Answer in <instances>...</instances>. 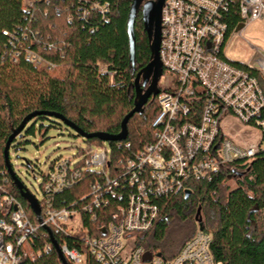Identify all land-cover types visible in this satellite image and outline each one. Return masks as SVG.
<instances>
[{
  "label": "trees",
  "instance_id": "16d2710c",
  "mask_svg": "<svg viewBox=\"0 0 264 264\" xmlns=\"http://www.w3.org/2000/svg\"><path fill=\"white\" fill-rule=\"evenodd\" d=\"M92 2L104 6L103 12L90 7ZM131 2L0 0V184L22 203L33 223H36L35 214L20 196L5 164V143L13 129L33 112L37 114L24 126L23 130L32 121L25 133L32 132L37 120L40 126L44 120L63 123L49 113L63 116L85 133L116 135L120 132L122 119L133 108L135 74L151 59V40L143 27L139 7L133 25L132 65L127 33ZM86 9L87 16L83 15ZM227 22L234 31L240 18L233 11ZM35 56L46 59L55 68L48 71L36 66ZM235 64L246 68L240 62ZM249 71L262 79L256 69L249 68ZM157 114L154 96L143 106V112L134 113L128 120L124 140L106 141L111 151L110 168L114 169L113 163L123 164L126 157H132L152 141V123ZM23 130L17 137H23ZM103 142L95 137L86 139V147L80 150L79 156ZM54 161L49 163V170ZM25 164L35 172L34 164L28 160ZM95 181L102 183L101 174L84 172L79 182L54 194L53 206L81 210L90 201V185ZM121 181L117 188L122 193L121 199L111 197L109 205L81 210L85 226L92 228L96 224L90 218L92 213L105 221L112 208L125 205L126 195L132 188L126 184L125 176ZM189 188L187 198L175 193L156 201L159 216L139 236L138 243L144 250L174 256L198 229L195 215L200 208L202 230L211 235L209 251L216 263L264 264V150L249 163H229L210 180L191 182ZM175 223L182 231L173 236ZM51 234L59 247L62 244L79 246L77 238L53 230ZM33 237L35 257L25 264H63L46 228H38ZM89 264L99 263L91 259Z\"/></svg>",
  "mask_w": 264,
  "mask_h": 264
},
{
  "label": "built area",
  "instance_id": "2783aa9c",
  "mask_svg": "<svg viewBox=\"0 0 264 264\" xmlns=\"http://www.w3.org/2000/svg\"><path fill=\"white\" fill-rule=\"evenodd\" d=\"M90 7L99 12L104 8L96 2ZM233 11L240 18L238 25L242 24L238 31H231L227 22ZM88 13L83 11L85 16ZM263 15L264 0H164L159 58L162 72L168 71L170 79L155 95L158 114L152 123V141L126 157L125 163H113L114 169L106 141L86 151L78 164L70 158L56 159L41 175L36 223L0 184V264L34 259L33 235L38 228L78 239V247L60 246L73 264H89L91 259L99 264H220L209 251L211 235L199 228L172 257L147 252L138 241L159 216L158 199L184 194L191 182L210 180L229 163H249L264 150V51L255 48L256 65L226 55L233 33L241 35L248 23ZM33 60L45 70L55 68L46 59L35 56ZM228 118L256 130V140L228 135L222 126ZM86 171L101 174L102 183H91L90 201L82 211L109 205L111 197L121 199L117 188L123 176L132 188L125 205L112 208L105 221L92 213L90 218L96 222L92 228L84 225L81 210L56 208L51 200L79 182Z\"/></svg>",
  "mask_w": 264,
  "mask_h": 264
},
{
  "label": "rangeland",
  "instance_id": "374dc122",
  "mask_svg": "<svg viewBox=\"0 0 264 264\" xmlns=\"http://www.w3.org/2000/svg\"><path fill=\"white\" fill-rule=\"evenodd\" d=\"M255 48L264 51V15L255 22L248 23L241 31V35L237 32L233 33L226 46V55L232 60L256 65L258 54ZM169 79L168 71L164 70L159 78V89H164L169 84ZM31 125L32 121L23 130V137H16L11 143L9 161L17 177L25 185L24 187L40 200L42 199L40 171L45 172L49 163L58 158H70L73 164L80 163L79 153L82 148L86 147V139L76 134L73 128L63 123H52L50 120H44L42 126L37 120L32 132L25 133ZM222 126L228 135L241 141L253 142L258 134L256 130L243 127L231 118L223 121ZM25 160L35 165V172L26 166ZM178 231L181 232L182 229L179 224L175 223L172 228L173 236Z\"/></svg>",
  "mask_w": 264,
  "mask_h": 264
},
{
  "label": "water",
  "instance_id": "95a60500",
  "mask_svg": "<svg viewBox=\"0 0 264 264\" xmlns=\"http://www.w3.org/2000/svg\"><path fill=\"white\" fill-rule=\"evenodd\" d=\"M164 0H132L130 5V10L128 14V21H127V33L129 36V51H130V59L133 65V58H134V33H133V25L134 20L136 17V12L138 8L141 9V18L143 22V27L147 32L149 37L150 44L149 49L151 53L150 61L139 71L136 72L134 78V89H135V100L133 104V108L131 111L122 119L121 121V128L120 132L116 135H110L103 132H93V133H85L77 128L71 122L65 120L63 116L59 114L49 113L48 115H53L54 117L60 119L65 125L76 132V134L80 135L83 138H98L102 141H111V140H124L127 136V122L133 116L134 113H141L143 112V106L147 103V101L154 97L159 93V78L162 75V63L159 58V45L161 39V10L163 7ZM242 24L236 27V31L241 28ZM37 113L33 112L27 115L21 123L13 129L11 135L8 137L5 147L3 150L5 164L7 169L9 170L10 176L13 180L14 185L19 190L20 196L27 201L30 209L35 214L38 221H40V206L38 203L37 198L26 188L24 187L23 183L18 179L13 172L10 162H9V147L12 141L21 134L26 123ZM190 195V190L184 191V198H187ZM200 208H197L195 219L198 223L199 230H202V221L200 217ZM47 232L49 233L50 240L63 264H68L65 255H63L59 245L53 238L50 229L46 228Z\"/></svg>",
  "mask_w": 264,
  "mask_h": 264
}]
</instances>
